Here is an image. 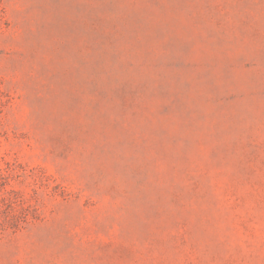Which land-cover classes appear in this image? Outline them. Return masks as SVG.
<instances>
[{
    "label": "rangeland",
    "instance_id": "obj_1",
    "mask_svg": "<svg viewBox=\"0 0 264 264\" xmlns=\"http://www.w3.org/2000/svg\"><path fill=\"white\" fill-rule=\"evenodd\" d=\"M0 264H264V0H0Z\"/></svg>",
    "mask_w": 264,
    "mask_h": 264
}]
</instances>
